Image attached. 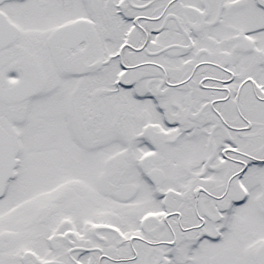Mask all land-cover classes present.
<instances>
[{
  "label": "snow or ice",
  "instance_id": "1",
  "mask_svg": "<svg viewBox=\"0 0 264 264\" xmlns=\"http://www.w3.org/2000/svg\"><path fill=\"white\" fill-rule=\"evenodd\" d=\"M0 264H264V0H0Z\"/></svg>",
  "mask_w": 264,
  "mask_h": 264
}]
</instances>
